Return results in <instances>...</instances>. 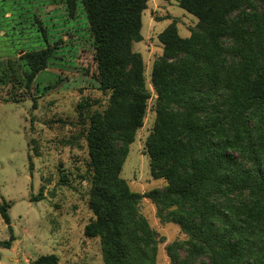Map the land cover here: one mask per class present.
I'll use <instances>...</instances> for the list:
<instances>
[{"label": "trees", "instance_id": "1", "mask_svg": "<svg viewBox=\"0 0 264 264\" xmlns=\"http://www.w3.org/2000/svg\"><path fill=\"white\" fill-rule=\"evenodd\" d=\"M246 1L179 0L199 18L201 31L184 38L172 23L160 33L164 50L152 72L160 106L147 149L152 176L167 179L168 186L139 193L128 188L119 171L128 144L143 125L150 97L143 58L133 49V43L143 39L142 14L149 0H67L70 16L81 2L88 18L99 89L111 90V100L121 102L113 115H97L104 132L95 130L88 137L91 206L97 217L86 233L101 236L107 264H151L148 253L155 242L136 208L143 197L178 198L188 206L189 214L182 210L177 220L197 238L187 242L194 256H207L208 264L251 263L244 256V239L214 227L222 213L217 199L232 195L248 198L235 223L264 224V129L256 126L257 118L264 116V44L254 39L264 28V14L246 13ZM53 49H30L17 60L1 62L0 83L29 88L48 66ZM222 89L228 92V109L216 106L203 120V101ZM7 206H0L11 232L9 239L0 241L3 248H10L16 238ZM57 262V256L49 254L31 264Z\"/></svg>", "mask_w": 264, "mask_h": 264}, {"label": "rangeland", "instance_id": "2", "mask_svg": "<svg viewBox=\"0 0 264 264\" xmlns=\"http://www.w3.org/2000/svg\"><path fill=\"white\" fill-rule=\"evenodd\" d=\"M246 3H250L244 9L246 13L264 14V0ZM142 23L143 39L134 42L133 49L143 58L150 97L143 125L128 144L119 171L128 188L139 193L168 186L167 179L152 176L147 149L160 106L152 81L154 63L164 50L159 35L172 23L184 38L201 31L199 18L182 8L179 0H149ZM254 39L264 44V28L256 31ZM48 45L54 48V56L29 88L0 83V206L8 205L16 237L10 248L0 247V264H31L49 254L57 256V264H107L108 253L101 236L86 233L97 217L91 206L88 137L95 130L104 132L97 115L103 117L107 111L113 115L121 102L111 100V90L103 92L98 87L95 49L84 7L79 2L75 15L70 16L67 0H0L2 65L7 59L17 60L27 50ZM9 97L14 101L3 100ZM202 105L203 120L216 106L226 111L228 92L222 89ZM263 117L257 118L256 126L264 129ZM112 122L110 118L109 126ZM233 154L238 157L237 152ZM261 160L264 165L263 151ZM247 200V195L219 197L222 213L214 227L239 235L244 239V256L250 264H257L259 259L264 264V224L234 222ZM180 201L143 197L136 204L137 216L146 221L155 242L148 253L151 264L209 262L207 256H194L188 249L187 242L197 238L177 220L182 210L189 214L188 206ZM10 236L0 214V241Z\"/></svg>", "mask_w": 264, "mask_h": 264}]
</instances>
